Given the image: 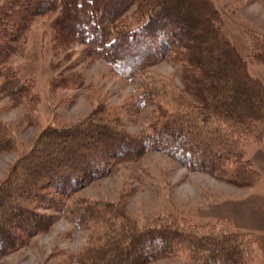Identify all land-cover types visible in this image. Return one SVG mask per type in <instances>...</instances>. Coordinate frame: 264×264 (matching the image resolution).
I'll use <instances>...</instances> for the list:
<instances>
[{
    "label": "trees",
    "instance_id": "obj_1",
    "mask_svg": "<svg viewBox=\"0 0 264 264\" xmlns=\"http://www.w3.org/2000/svg\"><path fill=\"white\" fill-rule=\"evenodd\" d=\"M44 13L56 14L51 23L59 58L55 68L80 45L84 56L106 61L134 82L138 107L154 105L158 118L149 126L151 133L132 134L118 115L99 105L79 121L41 131L0 183V256L52 223L55 214L41 210L48 209L61 211L81 228L106 231L98 244L81 251L77 264H147L187 244L201 254L197 264H245V244L238 236L204 234L201 239L161 224L139 227L121 202L74 198L118 164L152 149L190 170L239 185L254 182L238 136L264 138V83L250 73L215 1L5 0L0 6V100L7 97L10 106L23 107L26 119L34 111L35 85L10 59L34 18ZM252 56L264 65V40H253ZM165 59L181 65L182 87L165 77L148 81V68ZM76 78V71L61 70L51 86L72 87L80 84ZM13 144L6 122L0 121V151Z\"/></svg>",
    "mask_w": 264,
    "mask_h": 264
},
{
    "label": "rangeland",
    "instance_id": "obj_2",
    "mask_svg": "<svg viewBox=\"0 0 264 264\" xmlns=\"http://www.w3.org/2000/svg\"><path fill=\"white\" fill-rule=\"evenodd\" d=\"M4 1L0 0V6ZM214 1L225 31L246 60L250 73L264 83V65L252 56L253 40H264V0ZM55 17V13L36 16L10 59L23 79L33 81L36 96L30 102L34 111L28 119L23 107L10 106L7 97L0 100V121L6 122L14 143L12 148L0 151V183L47 126L72 124L99 105L118 115L132 134L151 133L149 126L158 118L154 105L138 107L134 82L112 70L106 61L84 56L80 45L72 47L69 61L55 68L59 60L53 52L51 23ZM61 70L79 73L76 79L80 84L52 87L53 78ZM148 70L150 83L165 77L183 86L181 65L171 60H162ZM238 139L243 159L256 174L250 185L190 170L152 149L136 161L118 164L74 198L121 202L126 216L139 227L161 224L169 227L167 231L191 233L201 239L204 234L238 236L240 244H245V264H264V138L242 135ZM41 210L55 214L52 223L28 236L14 251L0 256V264H77L81 251L98 244L100 235L106 236L101 226L81 228L61 211ZM191 250L187 244L173 256L147 264H197L201 254Z\"/></svg>",
    "mask_w": 264,
    "mask_h": 264
}]
</instances>
